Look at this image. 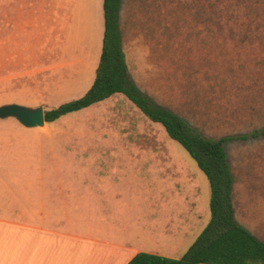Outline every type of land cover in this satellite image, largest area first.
I'll list each match as a JSON object with an SVG mask.
<instances>
[{"label":"rangeland","instance_id":"obj_1","mask_svg":"<svg viewBox=\"0 0 264 264\" xmlns=\"http://www.w3.org/2000/svg\"><path fill=\"white\" fill-rule=\"evenodd\" d=\"M21 25L20 4L0 1V106L52 109L85 95L93 83L90 73L79 75L81 67L71 65L64 79L57 57L45 56L53 44L50 31L45 41L41 28V38L27 43L30 58L22 56L27 53ZM120 27L129 72L139 87L204 136L222 139L264 127V0H123ZM103 28L102 16V33ZM121 95L62 116L53 123L54 136L44 134L49 127L0 118V131H15L21 142L11 148L16 159L0 160V179L25 188L0 190L1 214L27 190H198L206 204L199 236L211 220L207 176L162 124ZM85 122L95 125L87 135L77 127ZM53 137L59 142L51 151L44 142ZM4 143L13 146L8 137ZM225 148L236 176V219L264 241V138L227 141ZM75 154L100 160L63 161ZM83 170L76 185L77 171ZM21 171L33 173L19 179ZM92 171L101 177L94 181Z\"/></svg>","mask_w":264,"mask_h":264},{"label":"crops","instance_id":"obj_2","mask_svg":"<svg viewBox=\"0 0 264 264\" xmlns=\"http://www.w3.org/2000/svg\"><path fill=\"white\" fill-rule=\"evenodd\" d=\"M0 1L20 4L22 48L27 53L23 57L30 58L31 45L27 43L39 40L42 28L44 40H47V31L53 39V44L50 39L52 45L45 50V56L57 57L54 60L65 72L64 79L69 76L66 67L75 65L81 67L79 75L90 73L94 83L96 72L94 78L92 66L96 61L98 68L100 49L103 50L104 0ZM102 16L103 33L99 29ZM93 83L87 86L91 88ZM121 94L89 107L125 97ZM130 121L133 123L132 118ZM54 122L45 123L44 127H49L50 133L44 134L54 136ZM7 125L14 130L15 124ZM94 126V123L85 122L77 127L87 135ZM7 137L12 145L15 143L20 147V138H16L15 131H0L1 161L5 157L17 158L11 155L15 153L11 149L15 145L4 143ZM109 141L103 139V143ZM57 142L58 138L53 137L44 145L52 151ZM99 157L80 158L75 154L63 161L99 162ZM31 173L33 171L28 174L21 171L19 179L28 178ZM77 174L73 179L76 185L85 177L84 170ZM98 177L100 174L92 171V179L95 181ZM20 185L18 183V189H15L13 182L0 179V190L25 189ZM3 210L2 214L0 212V264H129L141 252L182 258L197 239V224L206 211V204L198 190H27L21 191Z\"/></svg>","mask_w":264,"mask_h":264},{"label":"trees","instance_id":"obj_3","mask_svg":"<svg viewBox=\"0 0 264 264\" xmlns=\"http://www.w3.org/2000/svg\"><path fill=\"white\" fill-rule=\"evenodd\" d=\"M122 2L104 0L103 50L93 85L82 97L48 109L46 122L56 121L68 113L122 93L150 120L162 124L168 135L187 150L207 176L211 187V220L185 255L171 259L141 252L129 264H264V241L236 219V176L225 148L227 141L264 138V127L250 134L211 139L143 91L129 72L123 50Z\"/></svg>","mask_w":264,"mask_h":264},{"label":"water","instance_id":"obj_4","mask_svg":"<svg viewBox=\"0 0 264 264\" xmlns=\"http://www.w3.org/2000/svg\"><path fill=\"white\" fill-rule=\"evenodd\" d=\"M46 109L43 105L29 107L22 104H6L0 106V118H15L21 124L29 128L43 127L46 123Z\"/></svg>","mask_w":264,"mask_h":264}]
</instances>
